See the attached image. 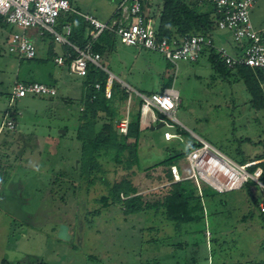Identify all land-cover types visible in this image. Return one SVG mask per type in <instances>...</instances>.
I'll return each mask as SVG.
<instances>
[{"label":"rangeland","instance_id":"374dc122","mask_svg":"<svg viewBox=\"0 0 264 264\" xmlns=\"http://www.w3.org/2000/svg\"><path fill=\"white\" fill-rule=\"evenodd\" d=\"M119 1L72 0L71 6L78 14L107 22ZM145 7L150 18L160 3L146 0ZM250 20L254 28L264 23V0L257 2ZM15 32L20 30L0 26V129L8 110L16 118L14 132L0 131V264H30L26 259L37 260L31 264H249L264 259V231L255 204L263 198L251 181L248 189L247 183L225 194L201 186L206 189L205 217L189 224L170 223L161 212L124 216L122 206L100 202L107 185L122 180L145 201L160 200L170 186L167 173L146 169L184 151L193 140L207 142L237 164L264 156V100L253 101L241 82L217 74L206 56L176 67L157 52L117 40L114 52L101 62L132 93L120 103V122L137 108L139 94L151 96L173 87L180 103L172 129L148 127L140 134L138 167L116 165L110 149L100 159L102 171L88 185L80 172L76 140L81 78L67 76L53 63L50 48L56 55L63 51L51 36L44 48L36 44L35 60L19 61L7 47ZM58 32L63 34L60 28ZM56 74L61 78L54 81ZM27 77L52 85L57 95L11 102L12 85ZM179 130L184 134L178 135ZM166 131L174 135L167 142ZM175 164L183 171V159ZM62 225L68 228V240L58 236Z\"/></svg>","mask_w":264,"mask_h":264},{"label":"built area","instance_id":"2783aa9c","mask_svg":"<svg viewBox=\"0 0 264 264\" xmlns=\"http://www.w3.org/2000/svg\"><path fill=\"white\" fill-rule=\"evenodd\" d=\"M72 0H0V17L8 26L16 27L20 32L11 35L8 41V52L19 60H31L36 57L35 43L28 36V32L35 31L42 36L51 35L55 42L67 45L72 53L58 56L54 63L65 66L67 60L68 73L77 78L87 75L88 65H92L107 73L105 97L110 99L111 86L114 76L102 64L99 54L92 51V43L104 31L114 33L117 40L126 47L157 52L171 65L177 67L178 62L195 63L202 53L213 48L221 57L228 69L243 66L257 69L264 74V27L256 29L252 26L250 15L259 0H188L201 8L205 4L211 5L216 15L217 32L228 35L237 52L231 53L223 46H217L212 37L206 35L161 38L157 35L156 27L145 13V0H121L116 10L107 22H101L89 14H78L71 6ZM77 14L89 25L87 36L89 41L79 48L71 44L69 37L71 28L62 27L63 34L56 30L58 19L65 14ZM99 84L94 88L99 89ZM264 95V83H260ZM57 90L43 83L15 82L11 91L10 101L27 96L38 98H53ZM140 114L150 113L154 123L162 122L163 127L172 129L175 113L179 106V96L173 87L165 88L160 94L151 96L140 95ZM159 116L156 117L154 112ZM128 115L126 120L119 122V133L126 135L128 129ZM16 129L15 113L9 110L1 123L0 131L14 132ZM174 135L168 131L163 133V139L170 141ZM199 146L190 151L184 160L183 171L177 165L170 166L172 183L191 181L201 193V186H206L218 194H225L240 190L250 181L261 191L262 201L258 210L264 214V184L261 182L262 170L256 168L250 172L249 168L258 162L237 164L222 154L219 150L205 141H199Z\"/></svg>","mask_w":264,"mask_h":264},{"label":"trees","instance_id":"16d2710c","mask_svg":"<svg viewBox=\"0 0 264 264\" xmlns=\"http://www.w3.org/2000/svg\"><path fill=\"white\" fill-rule=\"evenodd\" d=\"M145 1L144 11H146ZM158 1L160 10L157 14L151 15L150 19H152L159 37L170 39L172 37L206 35L215 39L221 36L216 30L218 16L211 5L205 4L204 7L199 8L196 3L188 0ZM0 25L6 26L2 17H0ZM64 25H68L71 28L70 35L67 37L71 44L82 48L89 41L87 32L90 27L79 15L68 13L60 17L57 31ZM116 44L117 38L114 33L104 31L92 43V51L104 58L114 52ZM62 47V55L67 52H73L67 45ZM71 55L75 57V54L72 53ZM203 56H206L217 74L224 78L234 77L236 81L241 82L253 101L258 102V100H261L262 102L264 100V95L260 88V83H264L263 72L243 66L228 69L220 55L213 48L205 50L202 53ZM35 59L36 57L31 60L21 59L20 61H33ZM68 64L69 60L62 67L68 70ZM107 78L106 72L92 65H88L86 77L81 78L83 91L79 101L80 111L77 119L76 140L80 143V172L81 175L85 176V181L88 185L94 184L96 180L95 174L102 171L100 159L105 157L110 149L114 153L113 162L125 170H131L133 166L138 167L139 165L138 146L140 134L142 133L140 130V107L142 101L139 97H135L137 108L133 112L128 113L129 124L127 133L126 135L118 133L116 125L122 119L119 110L120 103L129 97L131 98L132 93L125 88H121L118 83L113 81L111 97L106 99L104 91ZM31 82L35 81L33 79L22 81V83L26 84ZM95 84H99L98 90L94 88ZM104 119L106 122L98 125V121ZM183 134V131H178V135ZM129 140L133 142L129 143ZM199 145V142L193 140V143L184 151L169 155L164 160L146 169L147 171L160 169L162 176L164 172L167 173L166 181L170 183V186L160 200L153 203L145 201L142 195H138L136 187L129 181L122 180L118 183L107 185V195L103 196L100 202L105 207L110 205L122 206L124 216L138 215L150 211L154 213L161 212L167 221L175 225L189 224L196 220L204 219L206 189L203 188L201 193H199L197 187L191 181L172 183L170 175V166L176 165V162L184 159L190 151ZM253 162L258 163L251 166L249 171L252 172L256 168H260L262 170L261 182L264 184V156L254 157L253 159L248 158L242 164ZM92 175L93 178L90 179ZM100 181L103 182L104 180L100 178ZM250 184H247V189ZM215 194L218 193L215 192ZM249 196H251L250 193ZM251 198L253 199V197ZM255 204L258 208V202ZM259 214L262 219L261 229L264 231V214L260 212ZM2 264L8 263L4 261ZM249 264H264V259L257 262L252 261Z\"/></svg>","mask_w":264,"mask_h":264},{"label":"crops","instance_id":"0c3cea01","mask_svg":"<svg viewBox=\"0 0 264 264\" xmlns=\"http://www.w3.org/2000/svg\"><path fill=\"white\" fill-rule=\"evenodd\" d=\"M117 7V6H116ZM254 9H255V7H254ZM254 9L252 10V12L254 11ZM115 10H116V8H115ZM251 12V13H252ZM0 26H2V25H0ZM253 26V25H252ZM63 27V26H62ZM62 27H61V31L63 32V30H62ZM254 27V26H253ZM261 27H264V23H260V25H259V27L258 28H256V29H259V28H261ZM49 35V34H48ZM42 35V36H39V35H37V33L35 32V31H30V32H28V36L30 37V39L35 43V46H36V44H41V47L42 48H44L45 47V42L44 41H46L47 39V37H49V36H51V35ZM219 35H221L219 38H213V40H214V42H215V44L217 45V46H223V47H225V48H227L231 53H235V52H237V49H235L234 48V46H233V44L231 45V42L229 41L230 39H229V37H228V35H224L223 33H220L219 32ZM52 37V36H51ZM53 38V37H52ZM43 44H44V47H43ZM61 45V51H63V47L62 46H64V45H62V44H60ZM49 53L51 54V56H53L52 57V59L54 60L56 57H58V56H61V55H56L54 52H53V48L51 47L50 48V50H49ZM63 54V53H62ZM19 60V59H18ZM20 61V60H19ZM53 63H54V61H53ZM58 68H61V69H63L65 72H66V75L67 76H69V77H76V76H73V75H70L69 73H68V70L66 69V68H64V67H60V66H58V65H56ZM59 77H60V75H58V74H56L55 75V79H54V81H57L58 79H59ZM61 78V77H60ZM29 79H33V78H29V77H27L25 80H29ZM53 79V78H52ZM35 82H40V83H43V84H46V83H44V82H42V81H40V80H37V79H33ZM50 85V84H49ZM154 124H156V123H154V121H153V119L151 118V114L150 113H146V114H144L143 116H142V118H140V130L143 132L146 128H148V127H151V125H154ZM165 141V140H164ZM165 142H167V141H165ZM261 202V201H260ZM260 202H258V204L260 203ZM11 254H13L14 255V252H10ZM12 255V256H13ZM11 259V258H10ZM12 260V259H11ZM30 261L29 263L31 264V263H35V262H37V260H35V259H32V260H30V259H26V261ZM15 261V260H14ZM27 264V263H26Z\"/></svg>","mask_w":264,"mask_h":264},{"label":"water","instance_id":"95a60500","mask_svg":"<svg viewBox=\"0 0 264 264\" xmlns=\"http://www.w3.org/2000/svg\"><path fill=\"white\" fill-rule=\"evenodd\" d=\"M161 128H163L162 122L157 123L155 127H153V126L150 127L151 130H154V129L159 130ZM63 132L64 131H62V133ZM58 236L62 240H68L69 239L68 228L65 225H62L60 227L59 232H58Z\"/></svg>","mask_w":264,"mask_h":264},{"label":"bare ground","instance_id":"6f19581e","mask_svg":"<svg viewBox=\"0 0 264 264\" xmlns=\"http://www.w3.org/2000/svg\"><path fill=\"white\" fill-rule=\"evenodd\" d=\"M146 114V113H145Z\"/></svg>","mask_w":264,"mask_h":264}]
</instances>
